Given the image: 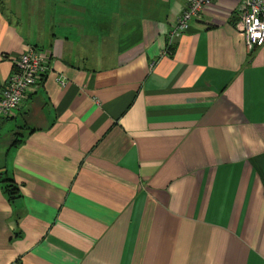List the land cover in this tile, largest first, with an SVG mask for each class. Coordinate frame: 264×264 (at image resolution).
Segmentation results:
<instances>
[{"label":"crops","instance_id":"obj_1","mask_svg":"<svg viewBox=\"0 0 264 264\" xmlns=\"http://www.w3.org/2000/svg\"><path fill=\"white\" fill-rule=\"evenodd\" d=\"M239 3L162 55L184 0H0V92L47 55L0 118V264H264V43Z\"/></svg>","mask_w":264,"mask_h":264},{"label":"built area","instance_id":"obj_2","mask_svg":"<svg viewBox=\"0 0 264 264\" xmlns=\"http://www.w3.org/2000/svg\"><path fill=\"white\" fill-rule=\"evenodd\" d=\"M184 1L185 5L177 21L166 34L162 55L170 53L169 45L189 28V22L192 19L214 0ZM234 28L242 35L246 51L250 52L262 45L264 43V0H240ZM46 56L33 46H26L23 52L13 58L15 69L8 77L6 87L0 92V118L13 115L30 89L40 85L47 71ZM57 82L63 86L64 77H58Z\"/></svg>","mask_w":264,"mask_h":264},{"label":"trees","instance_id":"obj_3","mask_svg":"<svg viewBox=\"0 0 264 264\" xmlns=\"http://www.w3.org/2000/svg\"><path fill=\"white\" fill-rule=\"evenodd\" d=\"M175 41H173V43H171L169 45V52L167 55H170L171 54V48L173 46ZM35 48V47H34ZM45 77V74L43 76V78ZM42 78V80H43ZM42 80L40 81V83L42 82ZM0 181H2V183H4V189H5V192L8 194V196L10 198H14L18 195V189L16 187V185L13 183V181L11 179H2V175L0 174Z\"/></svg>","mask_w":264,"mask_h":264},{"label":"rangeland","instance_id":"obj_4","mask_svg":"<svg viewBox=\"0 0 264 264\" xmlns=\"http://www.w3.org/2000/svg\"><path fill=\"white\" fill-rule=\"evenodd\" d=\"M26 1H27V0H20V4H21V5H22V4H25ZM176 39H177V38H176ZM176 39H175V40H176ZM175 40H174V41H175ZM165 41H166V39H165ZM13 64H14V63H13ZM45 74H46V73H45ZM58 84H59V83H58ZM59 85H60V84H59Z\"/></svg>","mask_w":264,"mask_h":264}]
</instances>
